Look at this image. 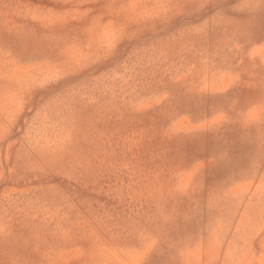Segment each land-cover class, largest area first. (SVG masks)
I'll list each match as a JSON object with an SVG mask.
<instances>
[{
  "label": "rangeland",
  "instance_id": "1",
  "mask_svg": "<svg viewBox=\"0 0 264 264\" xmlns=\"http://www.w3.org/2000/svg\"><path fill=\"white\" fill-rule=\"evenodd\" d=\"M0 264H264V0H0Z\"/></svg>",
  "mask_w": 264,
  "mask_h": 264
}]
</instances>
